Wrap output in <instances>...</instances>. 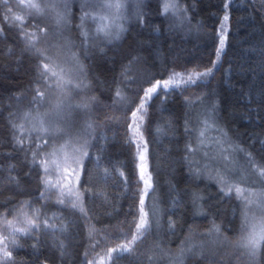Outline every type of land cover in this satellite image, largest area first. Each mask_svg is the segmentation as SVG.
<instances>
[{
	"label": "trees",
	"instance_id": "trees-1",
	"mask_svg": "<svg viewBox=\"0 0 264 264\" xmlns=\"http://www.w3.org/2000/svg\"><path fill=\"white\" fill-rule=\"evenodd\" d=\"M67 1L70 3L66 20L72 30H79L84 0ZM140 1L144 24L136 22L137 11L131 8L125 23L127 31L111 44L97 41L96 46L85 52L81 48L82 29L62 34L48 30L40 43V47L49 49L61 61H68L67 68H72V54H77L84 73L79 79L74 73L73 81L82 80L87 87L74 91L71 103L87 102L88 108L75 109L71 119L80 134L85 125L91 123L97 137L101 134L106 137L94 141L96 148L92 149L93 155H99L103 148L102 167L98 169L93 159L87 163L88 176L81 178L84 188L103 194L95 198L85 194L84 206L90 217L87 221L79 210L57 204L55 191L49 193L47 201L37 199L43 188L38 170H32L31 153L14 149L9 117L15 113L19 124L23 122L20 118L32 107L36 61L24 53L25 45L18 36V29L9 27L0 10V27L6 34L0 36V205H6L0 207V217L9 209H18L21 202L30 201L32 208H41L45 216L55 214L52 222L57 229L66 225L63 231L34 233L33 238L19 237L20 247L13 250L15 264H85L86 259L99 264L101 258L108 264L107 249L123 242L121 234L129 231L125 221L132 220L128 213L135 211L132 207L135 147L129 142L131 133L125 120L126 109L134 106L131 104L134 97L130 89L124 90L128 100L118 101L115 97V88H123L119 83L121 72L134 56L140 58L130 68V75L135 78L166 79L172 71H203L211 67L210 61L215 60L219 46L224 3L229 4L226 43L213 75L186 90H172L167 97L161 94L150 103L143 134L149 142L150 170L155 169V190L146 204L150 215L151 210H157L159 226L152 227L151 234L138 245L137 253L126 255L119 264H264L260 251L252 261L246 256L237 258L233 242L239 234L244 202L235 194L224 197L215 179L207 173L194 175L184 159L185 145L190 141L194 146L196 143L195 133L185 132L186 121L199 129L197 120L204 118L206 109L210 113L211 104L216 103L218 124L227 132L231 144L244 151H233L232 163L226 171L223 161L212 164V176L219 170L229 181L239 182L240 187L252 193L249 215L257 213L259 217L264 208V183L249 168L247 153L258 163H264L261 160L264 156L261 143L264 141V0H177L181 8L188 9L183 24L171 14L161 15L162 0ZM9 3L16 15L26 17L27 31H34L32 25L36 23L55 29L51 23L60 11L57 7L39 16L44 19L41 23L29 19L30 10L20 0H9ZM93 26L96 27V23ZM55 45L61 46L62 52ZM8 49H12L11 55ZM55 97V93H49L50 100ZM158 127L163 129L160 134ZM207 137L209 140L218 138L219 133L209 128ZM27 143L25 140L26 147ZM195 159H200L199 155ZM105 168L109 169L107 178ZM120 170L129 175L131 185L120 182ZM9 177H14L18 184ZM196 196L201 199L194 204ZM198 206H203L202 214L198 213ZM15 215L14 211L7 218ZM169 220L175 223L174 231L168 228ZM213 222L220 225L221 231L209 235ZM37 235L38 252L33 248ZM97 241L101 246L93 249Z\"/></svg>",
	"mask_w": 264,
	"mask_h": 264
},
{
	"label": "snow or ice",
	"instance_id": "snow-or-ice-1",
	"mask_svg": "<svg viewBox=\"0 0 264 264\" xmlns=\"http://www.w3.org/2000/svg\"><path fill=\"white\" fill-rule=\"evenodd\" d=\"M62 2V0H61ZM30 11L28 16L45 15L49 9L60 6L56 0H20ZM126 0H84L81 8L82 15L80 17V28L82 42L81 48L87 52L89 48L96 46V42L111 44L121 38L127 31L125 23L128 21L124 13ZM65 12L63 15L57 14V23H67V5H63ZM228 3H224L225 14L221 23V34L219 38V46L215 50V60L210 61L211 67H206L203 71L193 69L191 71L169 73L166 79H156L155 77L135 78L130 75V68L134 63L139 62L140 58L134 56L129 60V64L124 67L121 72L120 84L123 88L117 86L115 88V97L118 101L128 100L125 95V89L133 92L134 99L131 100L130 106L126 109L125 120L126 127L131 133L129 142L135 147V191L133 193L135 211H130L128 215L132 216L131 221H125L129 231L122 233L123 242L114 247L107 249L106 259L108 264H119V261L126 255L133 256L138 252V245L142 244L151 234L152 227L159 226L157 219L158 212L153 209L147 210L146 201L150 197V193L155 190V181L153 172L149 167V142L144 138L143 128L144 121L148 115V109L152 100L163 94L165 97L170 91L197 85L198 82L213 75V69L216 68L220 58L224 52L226 43V22L229 20L227 9ZM0 10L3 11V19L8 22L9 27L18 29V36L23 41L25 48L24 53L35 58L34 86L32 88L33 95L30 100L32 106L30 111L25 112L20 118L23 122L17 123L15 113H11L9 117V126L13 133L14 149L30 152L32 170L37 171L40 184L43 191L39 193L37 199L47 201L50 199L49 193L55 191L57 195L56 203L59 205H70L73 209L79 210L85 219L90 217L84 206L85 194L89 193L92 197L103 195L102 193H93L91 189L84 188L81 183L82 176L87 177L89 172L87 163L95 160L96 167H102L104 156L103 148L100 149L99 155H93L92 149L96 148L94 141L98 139H106L102 134L97 137L93 125L87 123L82 134H73L72 128L74 121L71 119V113L75 109H87L88 103L73 105L71 103L72 92L76 88H84L87 85L81 80L78 84H73L74 73L75 78L79 79L84 73V67L79 62L76 53L72 54V68L65 67L68 61H61L47 48L40 47L41 39L47 35L48 29L42 27L39 23L33 24L34 31H27L26 17L16 15L10 6L9 0H0ZM188 9L181 8L177 0H162L161 15L168 16L171 14L175 20L183 24L187 20ZM137 23L144 24V14L140 11L135 13ZM96 23L95 30L85 27L89 22ZM110 21V23H105ZM13 22H19L14 24ZM159 31V29H155ZM4 28L0 27V36H5ZM8 54H12V49H8ZM23 54V53H22ZM146 85V86H145ZM134 86V87H133ZM49 93L57 94V102L52 104L49 99ZM243 95V93H242ZM197 99H200L199 97ZM194 103V101H189ZM218 105L212 103L210 113L206 109L203 113L204 118L198 119L197 123L200 128L190 126V122L185 123L186 134L195 133V146L190 141L185 145L186 155L184 159L189 164V169L194 175L207 173L211 178L215 179L220 185V192L224 197H231L233 194L241 199L244 204V212L241 219L239 234L235 241V247L238 252L237 258L247 257L249 261L255 260L258 251L264 257V208L260 210L259 217L249 215L248 205L253 201L249 199L252 195L246 188L239 186V182L229 181L225 175L216 170V175L212 176V164L216 161H223L225 171L232 163L233 151H244L238 146L231 144L227 132L218 124ZM33 113H35L33 115ZM27 125V127H26ZM209 128H214L218 133V138L207 137ZM163 132L162 128H157V133ZM19 133V135H17ZM27 140V147L25 146ZM264 145V141L261 142ZM199 155L200 159H195ZM264 161V156L261 157ZM248 166L251 171L261 178L264 183V163H258L251 153H247ZM13 168L14 166H9ZM113 171L116 169L113 168ZM104 175L109 176V169H104ZM120 182L129 186L133 183L129 175L123 170L119 171ZM11 182L18 184L14 177H9ZM200 197H194L193 203L196 204ZM175 203V201H174ZM6 207V205H0ZM43 207V205H42ZM24 209H32L31 212ZM16 215L12 219H8V215L13 212ZM198 213H203V206H198ZM55 214L47 217L41 212V208H32L30 201L21 202L18 209H9L7 214L0 217L3 223V229L0 230V264H15L13 250L20 247L18 238H33V234L41 232L63 231L66 225H61L57 229L54 221ZM170 231L175 230V223L168 221ZM220 225L213 222L209 235L212 233L219 234ZM91 235V232L89 233ZM37 244L33 245L36 252L39 251L37 245L40 244L39 236L36 237ZM100 241L93 244V249L100 247ZM190 250V249H189ZM34 252V254H36ZM88 253H85L87 257ZM85 264H97L95 260H87ZM99 264H105L104 258H101Z\"/></svg>",
	"mask_w": 264,
	"mask_h": 264
},
{
	"label": "rangeland",
	"instance_id": "rangeland-1",
	"mask_svg": "<svg viewBox=\"0 0 264 264\" xmlns=\"http://www.w3.org/2000/svg\"><path fill=\"white\" fill-rule=\"evenodd\" d=\"M27 2V0H25V3ZM69 1H67V0H62V2H60V3H58V4H66V5H69ZM63 5H61V6H58L56 9L58 10H60V11H57V13H56V16L55 17H53L52 18V21H53V23H51V22H49V23H51V24H53L54 25V27H55V29H52L51 27L50 28H48V30L49 31H51V30H53V31H57V32H59V33H61L62 34V32L63 31H81V29H79V30H72L71 29V23H69V22H67V23H65V24H58L57 23V14H61V15H63L64 14V12H65V9H64V7H63ZM131 8H133L134 10H136V11H139L140 10V8H141V1L140 0H126V6H125V9H124V13H125V15L128 17V12L130 11V9ZM29 19H33L34 21H41V23H43L44 21V19H42V18H39V16H29ZM90 23H91V21H89L86 25H85V27H87V28H90L92 31H94L95 30V27L93 26V22L91 23V26H90ZM105 23H110V21H105ZM55 47L58 49V51L59 52H62V47L61 46H58V45H55ZM197 70V69H196ZM186 71V70H185ZM187 71H191V70H187ZM176 72H184V71H176ZM79 82L78 81H73V84L75 85V84H78ZM80 88H76V89H74L73 90V92L74 91H76V90H79ZM72 92V93H73ZM56 94V93H55ZM72 101V100H71ZM51 102H52V104H55L56 102H57V94H56V97L54 98V99H52L51 100ZM72 132H73V134H76V133H79V130L74 126L73 128H72ZM260 214V213H259ZM253 215H256V216H258V214L257 213H253ZM233 243H235V242H233Z\"/></svg>",
	"mask_w": 264,
	"mask_h": 264
}]
</instances>
